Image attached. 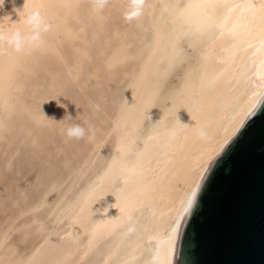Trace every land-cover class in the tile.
I'll return each mask as SVG.
<instances>
[{
  "label": "bare ground",
  "instance_id": "bare-ground-1",
  "mask_svg": "<svg viewBox=\"0 0 264 264\" xmlns=\"http://www.w3.org/2000/svg\"><path fill=\"white\" fill-rule=\"evenodd\" d=\"M194 2L143 0L138 16L132 0L0 2L2 32L33 8L49 25L39 44L0 50V264H170L187 193L264 85V0H211L228 7L203 33ZM240 4L256 15L229 11ZM68 116L90 138L67 139ZM22 146L38 170L4 183Z\"/></svg>",
  "mask_w": 264,
  "mask_h": 264
},
{
  "label": "water",
  "instance_id": "water-1",
  "mask_svg": "<svg viewBox=\"0 0 264 264\" xmlns=\"http://www.w3.org/2000/svg\"><path fill=\"white\" fill-rule=\"evenodd\" d=\"M198 182L170 264H264V94Z\"/></svg>",
  "mask_w": 264,
  "mask_h": 264
},
{
  "label": "clouds",
  "instance_id": "clouds-1",
  "mask_svg": "<svg viewBox=\"0 0 264 264\" xmlns=\"http://www.w3.org/2000/svg\"><path fill=\"white\" fill-rule=\"evenodd\" d=\"M0 2H2V0H0ZM91 3L94 9L100 10L106 6L108 0H91ZM130 6H134L137 9L136 15L138 16L143 7V0H132V4ZM48 28L49 25L42 16L40 9L33 8L26 13L24 26L22 28H16L8 32L0 31V50H2L4 46H7L19 52L26 46L39 44L42 41V34L46 32ZM42 113L46 118L52 119L46 116L43 111ZM148 119L147 114L146 120ZM62 132L67 139H85L90 138L93 129L90 124L86 127L85 124L76 122L71 116H68V119L62 126Z\"/></svg>",
  "mask_w": 264,
  "mask_h": 264
},
{
  "label": "snow or ice",
  "instance_id": "snow-or-ice-1",
  "mask_svg": "<svg viewBox=\"0 0 264 264\" xmlns=\"http://www.w3.org/2000/svg\"><path fill=\"white\" fill-rule=\"evenodd\" d=\"M219 7H228V6L212 3L211 0H196V2L188 3L184 6L186 12L189 10L195 9V10H197L199 16L202 19L207 20V24L199 25L195 29L196 31H199L201 33L211 29L214 26L213 16H212V13L209 12V9H216ZM236 8L240 9V11L242 13L245 10L253 11V14L256 15L253 5H249V4L232 5L231 8L229 9V11L231 12L233 9H236ZM259 15H260L262 24H264V4H262L260 6ZM228 22H229V17L225 16L224 19L222 21H220V23L218 25H215V26L225 27ZM236 28H237V25L233 24L232 28L228 29V32L232 35H235L236 34ZM260 44H261V51H264V27L261 28ZM261 66L264 67V61H262ZM261 79L264 80V74L261 75ZM260 91H261V94H264V85L261 86ZM249 111H250V109H249ZM247 114H248V112L245 113V115H247ZM238 123H242V120L238 121ZM172 135L173 136L176 135V130H173ZM225 142L226 141H221V147L223 146V143H225ZM198 183L199 182L197 181V184ZM196 195H197L196 188L195 187L191 188L190 191L186 195V203L183 206L184 212H188V210L191 209V207L195 201ZM129 218H131V210H129ZM179 226H180V221H179V219H176L174 221V223L171 225L172 232L175 233L178 230ZM113 227L115 228L116 225H113ZM165 260L167 261V253L165 254Z\"/></svg>",
  "mask_w": 264,
  "mask_h": 264
},
{
  "label": "rangeland",
  "instance_id": "rangeland-1",
  "mask_svg": "<svg viewBox=\"0 0 264 264\" xmlns=\"http://www.w3.org/2000/svg\"><path fill=\"white\" fill-rule=\"evenodd\" d=\"M37 162V156L33 152L28 151L25 146L20 147L17 156L12 160L11 168L8 170L3 182L13 184L18 183L22 179L30 178L38 170ZM35 192L36 188L34 186H30L26 190L28 196H32Z\"/></svg>",
  "mask_w": 264,
  "mask_h": 264
}]
</instances>
